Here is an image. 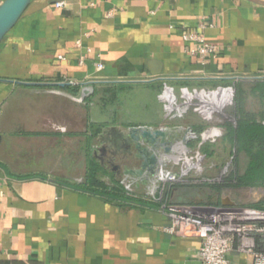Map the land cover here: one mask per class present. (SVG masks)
I'll use <instances>...</instances> for the list:
<instances>
[{"label": "crops", "instance_id": "obj_1", "mask_svg": "<svg viewBox=\"0 0 264 264\" xmlns=\"http://www.w3.org/2000/svg\"><path fill=\"white\" fill-rule=\"evenodd\" d=\"M56 1L32 0L0 42V264H205L201 240L165 232L159 207L119 206L66 183L60 111L23 126L7 123L2 105L25 86L73 80L82 95L84 84L118 93L127 83L142 94L141 123L153 127L180 85L264 75V0ZM186 31L217 47L204 65L186 51ZM77 40L90 48L82 65ZM227 258L251 264L235 247Z\"/></svg>", "mask_w": 264, "mask_h": 264}, {"label": "rangeland", "instance_id": "obj_2", "mask_svg": "<svg viewBox=\"0 0 264 264\" xmlns=\"http://www.w3.org/2000/svg\"><path fill=\"white\" fill-rule=\"evenodd\" d=\"M257 76L251 81L264 80V75ZM198 81L172 89L171 99L163 105V115L157 123L138 130V136L133 138L129 136V128L143 126L144 110L138 104L142 100L141 92L137 86L127 83L118 93H114L111 83L84 84L88 93L82 98L80 86H25L7 98L2 105L3 116L7 123L35 127L60 111L64 127L59 129H63L65 137V174L72 183L81 184L85 180L87 159L94 158L102 167L98 175L106 184L117 180L126 190L131 189L128 192L148 200L159 202L168 188L180 183L186 186L171 190L174 201H192L203 206H231L228 203L233 202L232 206L236 207L264 209V186L225 190L219 195L203 186L220 182L233 170L225 124L235 121L236 90L233 82ZM246 90L249 93V89ZM168 104H180V107L167 115L170 113H165ZM246 110H258L257 99L252 94H247ZM212 126L221 128V134L213 141L201 143L202 133ZM142 134L153 143L145 142ZM59 148L63 151L61 142ZM177 151L187 156H194L195 151L201 154L199 161L188 166L191 168L185 174H181L186 167L183 159L174 158ZM246 160L241 154L238 173L244 171ZM165 168L177 174V181H164V176L159 178ZM158 182L160 189L154 200L151 193L157 189ZM216 199L220 200V205H213Z\"/></svg>", "mask_w": 264, "mask_h": 264}, {"label": "built area", "instance_id": "obj_3", "mask_svg": "<svg viewBox=\"0 0 264 264\" xmlns=\"http://www.w3.org/2000/svg\"><path fill=\"white\" fill-rule=\"evenodd\" d=\"M53 5L62 7L66 5V1H56ZM108 15L110 16L111 13L109 12ZM182 37L184 41L194 43V47L187 48L186 51L196 57L202 65L206 63L207 57L214 56L218 51L217 47L206 42L204 36L199 32L186 31L182 34ZM76 46L83 50L78 56V63L82 65L86 60L87 54L90 53V48L84 47L81 40L76 41ZM59 58L62 59L61 56ZM96 69L97 71L102 70L103 64L98 62ZM63 83L78 85L73 80ZM168 105V108H165V113L167 111L170 113L167 115L173 114L175 108L180 107V104ZM210 128L219 130V135L221 134V128L212 126L208 129ZM217 136L207 140L213 141ZM200 155L199 151H195L194 156L189 157L198 162ZM190 168L185 167L181 174H185ZM197 171L201 172V169ZM170 173L169 179L165 175H161L159 178L164 176V181H177V174L173 171ZM159 189L160 183L158 182L157 189L151 193L154 200H157L155 195ZM127 190L131 191L130 188H127ZM159 208L169 220L168 224L163 227L165 232L177 234L181 231L186 235H195L201 240L198 254L203 263L230 264L227 255L235 247L238 252L251 257V264H264V250H258L256 246L257 237L264 239V209L171 203H162Z\"/></svg>", "mask_w": 264, "mask_h": 264}, {"label": "trees", "instance_id": "obj_4", "mask_svg": "<svg viewBox=\"0 0 264 264\" xmlns=\"http://www.w3.org/2000/svg\"><path fill=\"white\" fill-rule=\"evenodd\" d=\"M241 80L234 83L235 95V121L225 124L226 141L231 147V159L233 170L222 178L220 182L209 183L203 186L208 187L214 195H219L225 190H238L243 188H255L264 186V80L247 82ZM247 87H244V86ZM249 89V93L247 90ZM247 94H252L257 99V112L246 110ZM203 150L206 151L204 148ZM241 154L247 157L246 167L242 173H238V165ZM235 167V169H234ZM101 165L94 158L87 159V171L85 180L81 184L66 182L68 185L98 195L108 202L123 205H143L160 207L162 203L189 204L192 201L182 203L174 201L171 190L174 187L182 188L185 184H175L168 188L163 199L159 202L148 200L135 193L128 192L117 180L112 179L106 184L100 177ZM198 186V185H194ZM213 204V203H211ZM216 199L213 205H220ZM262 209V208H261ZM258 250H264V239L256 238Z\"/></svg>", "mask_w": 264, "mask_h": 264}, {"label": "water", "instance_id": "obj_5", "mask_svg": "<svg viewBox=\"0 0 264 264\" xmlns=\"http://www.w3.org/2000/svg\"><path fill=\"white\" fill-rule=\"evenodd\" d=\"M32 0H3L0 3V42L5 37V35L11 30V28L16 24V22L19 20L27 6ZM257 3H263L259 0H253ZM20 83L19 81H17ZM25 85H34V84H41V83H30V82H21ZM59 86L64 87L67 85V83H58ZM86 91V95L88 93V90L84 87L82 89V93ZM85 96V95H84ZM83 96V97H84ZM149 128L148 126H137L133 128H129V136H138L139 133L138 130H144ZM112 132L114 131V128L110 129ZM133 132V134L131 133ZM137 133V134H135ZM143 137L145 142L153 143L152 141H148L143 134L141 135ZM204 140H202L201 143H203ZM224 204V202H222ZM233 202L228 203V205H233Z\"/></svg>", "mask_w": 264, "mask_h": 264}, {"label": "bare ground", "instance_id": "obj_6", "mask_svg": "<svg viewBox=\"0 0 264 264\" xmlns=\"http://www.w3.org/2000/svg\"><path fill=\"white\" fill-rule=\"evenodd\" d=\"M84 95H86V91L85 92H83L82 93V95H81V98L84 96ZM136 134V133H135ZM217 135H219V130H217V129H207V130H205L203 133H202V140H207V139H209V138H213V137H215V136H217ZM131 138V137H130ZM133 138V137H132ZM174 158L175 159H177V158H179V159H183V162H184V166H186V167H188V166H190L191 164H193L194 163V161L195 160H193L191 157H189V156H186V155H182L180 152H175L174 154ZM196 159V158H195ZM172 160V159H171ZM198 160H199V158H198ZM105 162V161H104ZM144 170L146 169V166H144V168H143ZM142 169V170H143ZM171 171H167V169L165 168V170H164V175L167 177V179H169V177H170V173Z\"/></svg>", "mask_w": 264, "mask_h": 264}]
</instances>
